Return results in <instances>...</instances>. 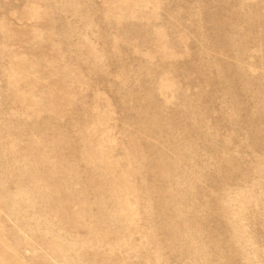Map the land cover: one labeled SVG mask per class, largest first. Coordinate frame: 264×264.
Here are the masks:
<instances>
[{"label": "rangeland", "instance_id": "obj_1", "mask_svg": "<svg viewBox=\"0 0 264 264\" xmlns=\"http://www.w3.org/2000/svg\"><path fill=\"white\" fill-rule=\"evenodd\" d=\"M0 264H264V0H0Z\"/></svg>", "mask_w": 264, "mask_h": 264}]
</instances>
